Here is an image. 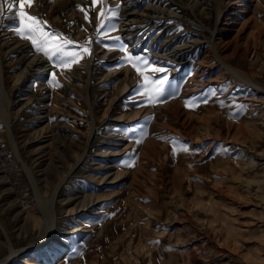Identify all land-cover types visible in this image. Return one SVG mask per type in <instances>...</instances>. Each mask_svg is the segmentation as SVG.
Returning <instances> with one entry per match:
<instances>
[{
	"label": "rangeland",
	"instance_id": "rangeland-1",
	"mask_svg": "<svg viewBox=\"0 0 264 264\" xmlns=\"http://www.w3.org/2000/svg\"><path fill=\"white\" fill-rule=\"evenodd\" d=\"M69 1L34 0L26 9L46 21V32L91 41L90 54L78 50L70 70L54 66L55 78L41 79V68L21 72L32 55L23 54L22 38L13 31L16 9L5 6L0 14L6 78L4 99L0 94V259L13 247L6 264H25L29 257L44 264H264V0H130L131 17L138 18L130 40H111L120 36L108 20L97 31L103 3L93 8L91 0ZM122 2L109 4L120 6L114 24L122 21ZM156 3L176 15L146 16ZM167 36L192 44L178 61L157 55ZM214 41L224 59L260 87H232L238 81L217 65ZM127 42L137 44L123 54L110 50H124ZM66 47L70 56L73 48ZM126 55L148 62L144 77L159 80L164 74L154 69H165L161 102L148 103L145 94L158 86L122 62ZM198 61L206 64L203 74ZM191 73L197 80L187 79ZM6 111L10 133L2 130ZM111 127L128 137V147L108 140ZM121 149L122 157L109 154L120 170L99 167L104 151ZM227 155L244 158L236 165ZM35 176L42 177L45 197L64 178L48 238L30 218L38 206ZM76 231L82 236L74 246Z\"/></svg>",
	"mask_w": 264,
	"mask_h": 264
},
{
	"label": "bare ground",
	"instance_id": "bare-ground-1",
	"mask_svg": "<svg viewBox=\"0 0 264 264\" xmlns=\"http://www.w3.org/2000/svg\"><path fill=\"white\" fill-rule=\"evenodd\" d=\"M75 0H72L71 2H74ZM115 0H104L103 4L105 5L104 8H109V4L111 2H114ZM54 2V1H53ZM70 2V1H69ZM70 2V3H71ZM130 2V0H123L122 2V5H121V18H122V21L119 22V23H116L114 24V21L112 19L108 20L107 22L110 24L111 26V29L113 32H117L121 37H127L126 39L127 40H130V37H132L134 33V31L136 30L135 29V26H136V23L138 21V18L136 17H131L132 16V13H134V11H132L130 8L131 4L128 3ZM73 4V3H72ZM169 8H165L163 4H150V6L148 7V12H146V16L148 17H157L158 18H163V17H166L167 15L168 16H175L176 14L175 13H172L173 11L172 10H168ZM144 13V11L142 12V14ZM159 13H165L166 15L164 16H160ZM144 15V14H143ZM135 16V14L133 15ZM137 16V14H136ZM220 16V15H219ZM112 23V24H111ZM115 25V28H113L112 26ZM17 29V27L15 29H13V31H15ZM109 30V31H110ZM120 31H124L123 33ZM106 34V33H105ZM126 34H129L130 36H126ZM17 35V34H16ZM158 35V34H157ZM129 37V38H128ZM114 37L111 36V40H115L113 39ZM175 38L176 37H172V36H167L163 43L161 44V46L159 47V50H158V54L159 56H161V58H164L165 60L167 59H173V60H176L178 61L180 59V55L182 54H185L188 52V48L191 47L192 44L186 42V43H179L177 41H175ZM17 39V38H16ZM15 39V40H16ZM135 41V40H134ZM15 42V41H14ZM185 42V41H184ZM96 43V42H95ZM98 43V42H97ZM134 42H127L126 43V46H125V49L124 50H121V49H118V48H115V47H112L110 48L111 51H119L118 54H123L124 52H129L130 49H132L133 47H135V45L137 43H135V45H132ZM238 43V42H237ZM130 44L132 46H130ZM18 45H19V48L22 50L23 54L24 55H29L31 54V58L29 59V61L27 62V65L21 70L22 73H24L27 68L31 67V70L32 69H35V68H41L40 70V73H41V79L43 78H47L49 79L50 77L52 78V76L50 75V73L53 72L54 70V65L51 64V63H48L49 60L47 57H45L42 53L40 52H36L32 45H31V42L30 41H26L24 39H19L18 38ZM99 45V44H98ZM217 46L216 45V42L214 41L211 45H210V50L213 51V55L215 57V60L217 61V65L218 64H221L222 66L225 67V72H230L231 75H234V77L236 78V80L238 81L234 86L232 87H241V85L245 84L249 87H260L255 81H253V79L251 78V76L249 75H245V72H242L240 69L236 68L235 66H233L232 64H230L229 62L226 61V59H224V57L220 54V52H218V49H217ZM135 51V50H134ZM117 53V52H115ZM212 55V54H211ZM224 55V54H223ZM93 56V55H92ZM91 56V58L89 59L88 61V64L90 65V61L91 59L93 58ZM119 56V55H118ZM226 56V55H225ZM210 59V58H209ZM172 60V61H173ZM122 62H123V59H122ZM174 62V61H173ZM183 62V61H182ZM197 63V62H196ZM75 64V63H74ZM80 64V63H79ZM150 67H155L156 66V63L154 61H151L150 63ZM199 65V70L201 71V74H203V71L205 70L204 68V64L203 61H198L197 63ZM215 64V63H214ZM50 65V66H49ZM206 65V64H205ZM80 66V65H79ZM82 66V65H81ZM78 68V65H75L74 66V72L77 73V69L75 68ZM199 71V72H200ZM136 72V71H135ZM20 73V72H19ZM217 73V72H216ZM198 74V73H197ZM199 74V75H201ZM196 75V74H195ZM193 73H191L187 79H196L197 77L195 76ZM195 76V77H194ZM5 75H4V71H3V67H2V63H1V59H0V94H1V98L4 99L5 97V88H6V84H5ZM187 80V81H188ZM197 80V79H196ZM213 81V80H212ZM43 82V81H42ZM191 82V81H190ZM200 83V82H199ZM232 83V82H231ZM190 84V83H189ZM195 85V84H194ZM50 86V83H47L46 87H49ZM225 87H231V84H228L226 85ZM261 89V88H260ZM259 90V89H258ZM40 100V99H39ZM56 100V99H55ZM89 103V102H88ZM251 105V104H250ZM3 107H4V103H3ZM92 110V109H91ZM5 112V110H3ZM8 111H6L4 117H3V126L6 128L4 129L3 127V131H7V133H10L9 130H10V121H9V115H8ZM92 113V112H91ZM117 129V128H116ZM116 129L113 127H111L108 131V134H107V138L108 140L110 141H120L122 142V145H124V147L122 149H125L126 147H128L129 143H127V140H128V137H125L122 136L120 133H118L116 131ZM250 129V128H249ZM94 130V122L92 123L91 125V133L93 132ZM1 131V130H0ZM6 134V132H5ZM9 135V134H8ZM127 136V135H126ZM3 137V134L0 133V140L1 138ZM12 138V137H11ZM13 139V138H12ZM133 139V138H132ZM63 140V139H62ZM73 140V139H72ZM129 141V140H128ZM235 143V142H234ZM88 145V144H87ZM119 145H121V143H119ZM15 147V146H14ZM117 150V151H112V150H106L104 151V155L106 157V159H104V161H101V162H98L100 163L99 167L104 169V170H112V169H115V172L117 170H120L121 169V164L117 161V159H114L112 158L109 154H113V155H117L118 157H122L124 154H123V150ZM247 150V149H246ZM17 151V149H16ZM248 153H247V156L250 154V148H248ZM252 151V150H251ZM86 152V151H85ZM135 151L133 150L132 154H134ZM254 153H257L255 150H254ZM15 154H17L15 152ZM45 154V153H44ZM131 154V153H130ZM18 156V154H17ZM109 157V158H108ZM243 156H236V157H232L231 155H227V159L230 160L231 163H234V164H239L240 162L243 161ZM249 158V157H248ZM82 159V155L78 158V160L76 161V164ZM246 160V159H245ZM22 165V164H21ZM48 167V166H47ZM48 168H52V166L50 165ZM103 170V171H104ZM51 172V170H50ZM61 172V171H60ZM40 173V172H39ZM119 173V172H117ZM57 174V173H56ZM61 177V176H60ZM4 178V177H3ZM64 179V178H63ZM62 179V180H63ZM40 180H42V177L39 178L38 176H35L33 177V181H34V186H35V191H36V197H37V204L38 206L36 205L35 207H33V216L31 215V220H32V224L34 227L38 228L42 234L43 237H46L48 238L50 236L51 233H53L55 231L54 229V218H55V215H56V211L53 209L54 207V203L56 202V197H57V192H58V188L60 186V183H62V180L59 181V183L56 185V187L54 188L53 192H52V195L50 197H45V195L42 194V191H41V187L39 186V184L41 183ZM46 182V181H45ZM87 196V195H86ZM35 197V198H36ZM88 197V196H87ZM92 197L90 196V199ZM87 199V198H86ZM17 200V199H16ZM89 201V200H88ZM93 201V200H92ZM91 201V202H92ZM26 203V200H23V203ZM90 202V203H91ZM27 216V215H26ZM81 223V221H80ZM35 229V228H34ZM82 236V232L81 231H76L75 234L73 235V243H74V246H75V243L78 242V239ZM65 246V245H64ZM64 247L61 246L60 249H63ZM52 250V248H50ZM51 250H49V254L50 255L52 252ZM17 251V249H14L13 247L9 248V253L3 257L2 259H0V264H6L7 262H9V260L11 259L12 255ZM25 264H44V262H39L36 260V257H29L28 258V261L25 263Z\"/></svg>",
	"mask_w": 264,
	"mask_h": 264
},
{
	"label": "snow or ice",
	"instance_id": "snow-or-ice-1",
	"mask_svg": "<svg viewBox=\"0 0 264 264\" xmlns=\"http://www.w3.org/2000/svg\"><path fill=\"white\" fill-rule=\"evenodd\" d=\"M104 0H91V5L93 8L100 3L102 4ZM34 0H13L12 3H8L7 0H3L0 2V14L5 11V6L7 11L11 12L13 9H16L15 16L19 21V27L15 30L16 34L20 36L22 39L26 41H30L33 49L36 52L42 53L48 60L54 62L55 67H60L62 69L67 68L70 70L73 63H78L77 59V51L83 50L80 52V55L90 54V50L86 47L90 40L84 42V44H80L71 40L70 38L64 37L60 33H51L46 32L44 30V25L46 21H42L36 15L30 14L26 9H31L33 7ZM79 10L84 13V18L86 21L91 22V18L88 14V10L84 6H78ZM119 5H116L115 8H107L101 7L100 12L97 14V19L100 21L99 28L97 31L99 32L105 27V23L110 19H118L119 17ZM115 28V25L112 26ZM113 39L119 40L120 37H114ZM66 45H71L73 48L72 54L68 55V49ZM126 62H131L132 66L137 70L138 75H140L145 80H150V83L158 86V91L154 92L151 95L145 94V97L148 100L149 104H153L156 102H161V99L165 97V88L166 84L161 83L159 81L167 82L168 77L166 75L165 69L163 68H155V72L162 73L159 80L156 78L144 77L143 71L141 68L147 67L148 62L144 60L142 57H133L131 55H126L123 57ZM50 75L55 78L56 73L52 72ZM143 87H149V84H144ZM207 103V100L203 101ZM194 102L185 101L186 107H192ZM221 106H223V102H220ZM198 106V105H197ZM143 136L144 134L141 133ZM137 144L141 143L140 139H137ZM183 151L187 152L189 149L185 146L183 147ZM173 153L175 154V147H173Z\"/></svg>",
	"mask_w": 264,
	"mask_h": 264
}]
</instances>
